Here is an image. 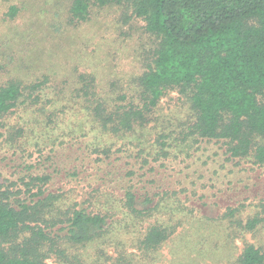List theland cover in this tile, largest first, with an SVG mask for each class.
<instances>
[{
    "label": "trees",
    "instance_id": "trees-1",
    "mask_svg": "<svg viewBox=\"0 0 264 264\" xmlns=\"http://www.w3.org/2000/svg\"><path fill=\"white\" fill-rule=\"evenodd\" d=\"M116 2L121 0H64L65 21L69 22L70 16L83 21L91 6ZM132 4L133 13L145 21L146 31L158 39L152 63L138 77L141 93L137 102L126 94L102 98L91 73L77 71L69 79L42 71L29 78L20 64L0 63V129L5 117L22 108L37 114L34 118L43 123L38 138L50 141L36 173L31 170L20 178L22 186L15 193L0 189V264H48V257L66 264H84L86 259L70 255L69 247L92 246L103 251L110 230L117 236L128 228L122 224L125 216L131 219L127 225L141 227L145 218L157 214L153 223L141 227L138 237L131 241L114 239L112 257L102 253L110 264H147L153 259L154 251L179 226L182 219L177 212L181 211L164 207L165 196L160 191L135 189L132 175L136 171L125 169L120 161L136 144L127 140L114 150L110 142L113 137L125 139L136 126L144 127L152 108L168 89L188 94L196 116L189 134L195 139L223 140L231 157H249L264 165V143L256 140L264 138V103L257 99V95H264V0H133ZM21 15L17 4L8 3L0 15L1 32ZM49 84L53 94L46 98L43 90ZM66 109L73 111L74 125H82L85 132L97 130L92 145L76 143L73 130L66 129L72 119L66 117ZM48 123L55 127L63 123L62 133L73 138L57 143L49 135ZM18 130L25 128L19 126ZM157 142L158 152L152 159L162 169L167 166L164 160H168L169 147L163 139ZM143 158L140 170L145 164L151 171L153 167L147 165L152 161ZM140 173V178L147 175L145 170ZM115 184L119 185V195L110 190ZM100 187L109 189V206L121 209H101L97 199ZM173 196H177L175 191L169 199ZM63 200L67 201L66 209L60 206ZM242 206L228 207L222 218L227 219L231 230L227 237L235 232L232 227L252 231L263 221L258 214L239 219L236 213ZM165 214L167 222L161 219ZM128 242L140 251L141 261L134 258L135 253L128 254ZM105 262H98L96 257L92 260L93 264ZM238 264H264V252L246 244Z\"/></svg>",
    "mask_w": 264,
    "mask_h": 264
},
{
    "label": "rangeland",
    "instance_id": "rangeland-1",
    "mask_svg": "<svg viewBox=\"0 0 264 264\" xmlns=\"http://www.w3.org/2000/svg\"><path fill=\"white\" fill-rule=\"evenodd\" d=\"M132 1L121 0L103 7L91 6L86 19L80 22L72 20L71 16L69 22L65 21L67 10L64 0L0 1V15L10 2L22 9V15L7 26L4 33L0 28V63L12 61L20 64L25 68L23 71L29 73L25 77L29 78L42 71L69 79L77 71L91 73L102 98L109 100L126 94L139 99L141 88L138 77L152 63V52L158 39L146 31L142 17L133 13ZM43 93L46 98L52 96L51 84ZM257 99L264 103V95H257ZM49 104L48 108L51 109ZM56 105L52 103V106ZM66 111V117H72L66 123V129L73 130L76 143L82 147L87 143L92 145L97 130L85 132L82 125L76 126L72 122L73 118L76 120L73 111ZM36 115L20 108L4 118V126L0 129L2 190L10 189L15 193L18 186H22L20 178L26 177L31 170L36 173L38 167H42L38 161L45 159L50 141L38 138L40 123H43L41 119L34 118ZM195 117L188 94L179 89H168L152 108L144 127L136 126L133 132L125 135V139L113 137L110 142L114 150L127 140L136 145L139 143L138 146L132 145L128 151L130 154H123L120 161L125 169L133 168L136 171L132 175L135 189L139 192L145 189L160 191L165 196L164 207H175L176 211H181L177 212V217L182 220L176 231L154 251L153 259L147 264H238L246 244L258 246L264 252V165L256 164L249 157H231L223 140L195 139V135L189 134ZM28 119L31 121L28 122ZM81 122L88 127V123ZM59 124L56 127L52 123L46 125H49L50 137L56 138L57 143L64 139L65 144L73 137L63 134L61 129L64 124ZM19 126H24L25 130H18ZM158 139H163L169 147L168 160H164L167 166L162 169H159V162H153L156 157L152 156L158 152ZM256 140L264 143V138ZM57 143L55 147L61 149ZM143 157L152 161L146 164L147 168H153L147 171L144 164L142 171L145 170L147 175L140 178L142 171L139 165ZM118 188L119 185L115 184L110 190L119 195ZM99 190L101 193L97 199L103 207L97 208L121 209L109 206V189ZM174 191L177 196L169 199V194ZM241 203L243 206L238 207L236 213L239 219L244 221L258 214L263 221L252 231L232 227L235 232L227 237L231 230L227 228V219L222 218L228 207L234 209ZM60 206L62 209L68 208L67 201H61ZM118 217L121 215L118 214ZM125 218L122 224L128 228H123L117 236L115 231L110 230L106 235L107 242L102 246L103 251L94 250L92 246H73L69 247L68 253L86 259L83 260L84 264H93L95 257L98 262H105L103 252L111 257L115 254L114 239L131 241L138 237L141 227L145 229L153 223L157 214L145 218L141 227L127 225L126 221L131 219L129 216ZM167 218L165 214L161 219L166 221ZM6 245H9L8 241ZM126 249L128 254L135 253L137 262L142 260L140 251L131 242H128ZM46 263L66 264L55 257H48Z\"/></svg>",
    "mask_w": 264,
    "mask_h": 264
}]
</instances>
